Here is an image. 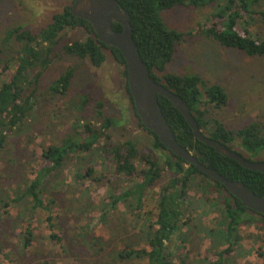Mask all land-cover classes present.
Returning <instances> with one entry per match:
<instances>
[{"label":"trees","instance_id":"16d2710c","mask_svg":"<svg viewBox=\"0 0 264 264\" xmlns=\"http://www.w3.org/2000/svg\"><path fill=\"white\" fill-rule=\"evenodd\" d=\"M118 1L131 16L134 41L152 78L187 102L204 135L227 145L249 161H264V115L243 127L231 129L214 117V112L225 108L229 101L221 85L210 84L198 74L182 76L166 72L184 34L168 28L162 18V12L176 7L203 8L218 3L208 16L211 22L204 27L200 24L197 33L249 57H264V35H252L249 30L256 19L264 22V0ZM71 8L72 5L55 14L38 33L18 26L9 29L4 38V42L15 40L19 47L12 57L5 60L0 57V163L7 162L4 166L7 173L0 171V218L10 224L14 239H0V264H85L64 263L52 249L43 247L50 242L54 248L67 252L62 236L54 230L52 208L56 198L50 191L49 180L58 179L67 163L73 161L75 181L78 178L94 182L106 180L107 173L100 177L94 174L98 165L107 164L110 168L105 167L106 172L114 171L129 182L120 191L112 190L102 215L104 219L120 204L134 214L132 223L125 217L127 235L121 244L114 247L112 240L106 241L93 232L78 235L83 246L99 257L96 264H235L237 257L250 254L256 249L257 241L264 242V215L248 210L221 183L207 177L195 165L187 166L143 125L129 91L123 55L117 48L103 44L91 23L74 16ZM75 29L84 30L85 37L61 45L66 31ZM114 29L120 32L122 26L114 23ZM59 53L89 60L95 68L103 66L110 56L123 68L131 108L140 126L150 135L146 149H140L130 139L110 143L108 131L119 123L104 114L102 103L97 104L92 118H86L88 98L80 96L78 101L72 99L67 105L76 117L72 134L44 147L41 164L30 174L25 171L26 166L22 171L14 166L12 159H6L13 143L15 147L28 148L32 141V135H28L26 144L18 138L12 142V136L22 132L30 119L40 79ZM74 76L75 69L69 67L49 86L51 95L67 97ZM159 103L178 142L200 163L264 196V173L248 170L196 139L188 122L167 98L159 96ZM165 173L169 178L163 184ZM60 182L67 185L65 179ZM157 185L161 187L156 198V214L145 212L146 196ZM204 217H212L211 225L205 223ZM44 225L49 236L36 234L38 227ZM244 228L256 231L250 236L254 240L251 247L244 244ZM195 240L206 243L205 256L191 258Z\"/></svg>","mask_w":264,"mask_h":264},{"label":"rangeland","instance_id":"374dc122","mask_svg":"<svg viewBox=\"0 0 264 264\" xmlns=\"http://www.w3.org/2000/svg\"><path fill=\"white\" fill-rule=\"evenodd\" d=\"M71 5L72 0H0V57L4 60L12 57L13 51L19 47L15 40L4 42L9 29L22 26L38 33L52 21L55 14ZM217 5L218 3H215L203 8L176 7L162 12L167 27L184 34L173 61L167 65L166 72L182 76L198 74L210 84L221 85L228 94L229 101L225 108L214 112V117L229 128L236 129L264 115V57H249L237 49L225 48L218 42L198 34V26L201 24L204 27L211 22L208 16L215 11ZM249 30L252 35H264V22L256 19L249 26ZM84 37L85 32L82 29L66 31L61 45ZM69 67L75 69V76L68 96L53 97L49 92V86ZM125 86L123 68L112 57L108 56L103 66L95 68L89 60L82 61L59 53L40 79L36 105L30 119L22 128V132L12 136V142L18 138L26 144L28 135L33 136L32 141L28 148L15 147L13 143L12 151L6 159H12L14 166L22 171L26 166L25 171L30 174L41 164L40 157L44 147L57 144L65 136L72 134L76 117L67 105L72 99L78 101L77 98L80 96L88 98L86 118H92L95 107L102 103L104 114L119 123L108 131L110 143L119 144L130 139L135 141L140 149H146L150 135L140 126V121L129 103ZM105 142L107 141L103 140V143ZM236 150L242 152L240 148ZM6 163V160L0 163V171L4 174L7 173L4 167ZM74 164V161L68 162L59 173L58 179L52 177L49 180L52 189L50 191L56 198V204L52 208L53 222L56 226L54 230L62 236V245L67 252L59 247L54 248L50 242H46L43 247L47 250L52 249V253L64 263L96 264L99 257L83 246L81 235H78L93 232L95 236L106 241L112 240L114 247L121 244L127 235L124 222L127 218L132 223L134 214L127 212L120 204L115 211L107 213L104 219L102 215L106 210L104 204L109 201L112 190L120 191L129 185V182L124 177L116 175L114 171L106 172L105 167L110 168L107 164L98 165L94 174L100 177L107 173L106 180L94 182L78 178L75 181ZM168 178V173H165L163 184ZM60 179H65L67 185L59 183ZM160 187L157 185L146 196L145 212L151 211L156 214V198ZM211 218L204 217L203 220L211 225ZM128 228H131V224ZM255 232L254 228L243 229L244 244L247 247H251L254 242L250 236ZM36 234L49 236L45 225L39 226ZM0 239L14 240L10 224L1 218ZM205 249L206 243L193 241L191 258L205 256ZM235 264H264V242L257 241L256 249L246 256L237 257Z\"/></svg>","mask_w":264,"mask_h":264},{"label":"water","instance_id":"95a60500","mask_svg":"<svg viewBox=\"0 0 264 264\" xmlns=\"http://www.w3.org/2000/svg\"><path fill=\"white\" fill-rule=\"evenodd\" d=\"M71 13L90 22L98 39L107 46L117 48L123 55L126 61L129 91L143 125L157 135L168 151L183 159L187 166L195 165L207 177L221 183L248 210L264 215V196L257 195L243 182L230 180L216 170L203 165L192 152L178 142L160 106L159 96L167 98L183 115L196 139L214 148L219 154L235 160L244 168L264 173V161H249L227 145L204 135L187 102L152 78L134 41L131 16L120 2L118 0H74ZM114 23L120 24L122 31H116Z\"/></svg>","mask_w":264,"mask_h":264}]
</instances>
